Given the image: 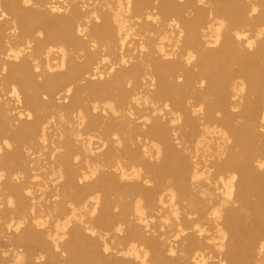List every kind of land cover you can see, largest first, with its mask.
I'll return each mask as SVG.
<instances>
[{"label":"bare ground","instance_id":"bare-ground-1","mask_svg":"<svg viewBox=\"0 0 264 264\" xmlns=\"http://www.w3.org/2000/svg\"><path fill=\"white\" fill-rule=\"evenodd\" d=\"M261 165L264 0H0V264H264Z\"/></svg>","mask_w":264,"mask_h":264},{"label":"snow or ice","instance_id":"snow-or-ice-1","mask_svg":"<svg viewBox=\"0 0 264 264\" xmlns=\"http://www.w3.org/2000/svg\"><path fill=\"white\" fill-rule=\"evenodd\" d=\"M249 47H251V45H249ZM261 167L264 168V165H261ZM173 255H174V253H173Z\"/></svg>","mask_w":264,"mask_h":264}]
</instances>
